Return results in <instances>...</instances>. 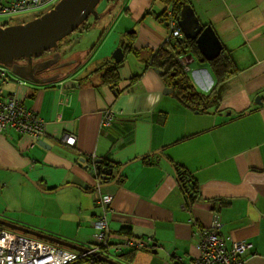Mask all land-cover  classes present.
Masks as SVG:
<instances>
[{"label":"crops","instance_id":"0c3cea01","mask_svg":"<svg viewBox=\"0 0 264 264\" xmlns=\"http://www.w3.org/2000/svg\"><path fill=\"white\" fill-rule=\"evenodd\" d=\"M188 1L237 67L217 86L218 109L194 113L180 106L172 92H163L166 86L160 74L147 64L166 40L164 22L155 19L156 8L161 13L168 5L125 0L119 11L131 19L127 26L135 28L138 41L127 46H133L136 54L124 52L119 93L89 69L94 61L99 66L111 58L108 51L116 41L89 53L86 64L74 60L77 54L68 46L65 52L58 47L54 52L61 68L69 69L47 82L28 81L14 73L3 83L0 80L4 95H14L44 123L38 140L15 132L0 134V178L5 182L0 190L1 218L87 248L92 223L100 213L94 202L97 181L89 164L108 158L123 165L113 167L109 185L100 187L101 193L113 197L106 214L110 240L122 241L121 231H128L134 239L151 241L149 248L136 251L132 262L113 261L179 264L180 258L186 264L198 255L192 234L208 228L217 217L220 234L252 243L245 264H264V0ZM36 17L34 13L30 20ZM124 25L118 22V29ZM126 54L135 60L126 59ZM191 64H196L191 66V82L197 91L209 92L210 68L195 60ZM68 70L72 73L67 76ZM133 76L138 78L131 80ZM107 109L121 114L103 127ZM66 133L75 137L73 146L60 141ZM40 140L48 148L36 143ZM153 155H159L156 162H143V157ZM175 165L197 184L199 198L191 205L181 191ZM2 167L25 171L42 190L60 189L39 192L20 173ZM30 187L47 197L48 209L18 208L22 193ZM31 215H36V223L30 221ZM190 219L199 224L191 225Z\"/></svg>","mask_w":264,"mask_h":264},{"label":"built area","instance_id":"2783aa9c","mask_svg":"<svg viewBox=\"0 0 264 264\" xmlns=\"http://www.w3.org/2000/svg\"><path fill=\"white\" fill-rule=\"evenodd\" d=\"M57 2L58 0H9L6 5L0 4V14L13 16L22 11H42L51 9ZM167 20L171 28L170 35L181 37L176 30L177 21L174 19L172 6L167 11ZM179 61L183 69L188 72L189 64L192 62L191 57H183ZM8 77L9 69L0 66L1 82L3 83ZM120 114L119 111L105 110L102 126H109ZM43 128L42 119L33 110L26 109L14 95H4L0 88V134L15 132L38 140ZM60 141L73 146L75 137L66 133ZM112 198L110 194L101 193L99 187L95 191L94 202L100 213L92 223L94 232L89 246L84 248V251L63 249L0 229V264H97L96 254L109 258L110 255H118L124 251L149 248L151 242L149 238L144 240L130 237L117 242L110 240L111 233L107 226L106 214ZM189 223L199 224L194 219H190ZM218 228V220L214 217L210 227L195 230L192 237L197 240L198 255L186 264H245V256L253 248L252 243L249 240L234 241L229 236L221 235ZM177 262L182 264L180 259Z\"/></svg>","mask_w":264,"mask_h":264},{"label":"water","instance_id":"95a60500","mask_svg":"<svg viewBox=\"0 0 264 264\" xmlns=\"http://www.w3.org/2000/svg\"><path fill=\"white\" fill-rule=\"evenodd\" d=\"M99 2L100 0H60L50 10L28 22L0 26V64L8 67L12 73L22 79L33 82H44V80L36 78L37 66L33 65V60L42 58L45 53L56 50L59 41L75 31L89 18V16L98 17L96 6ZM178 26L185 39L195 41L201 55L199 63L211 62L220 55L222 45L214 30L210 25L203 26L200 23L189 3L182 5L178 17ZM123 57L122 49L118 48L113 53L112 59L115 63H120ZM21 61L25 62V64H17V62ZM156 72L160 73L161 71L156 70ZM163 92L171 93L172 89L165 87ZM256 101L260 103L259 98H256ZM36 143L39 146L46 147V143L41 140ZM100 161V159H97L96 163H100ZM82 162L81 160L80 163ZM86 168H88V166L84 167V169ZM92 168H94V166L90 167L93 174ZM4 169L20 173L39 192L49 194L60 189L42 190L34 180L29 178V175L25 171L11 168ZM111 169L112 168H110L107 173L108 177L112 176ZM121 171L122 168L119 169L112 183L118 179ZM107 185H109V183L102 186L105 187ZM66 186H62V188ZM102 186H98L99 190ZM71 187L75 186L71 185ZM98 187L95 188V191ZM0 226L49 242L57 247L68 248L77 252L85 250L81 246H77L71 242L2 219H0ZM156 252L157 251L154 249V253ZM121 254H118L119 258H121ZM95 257L100 264H120L101 255L96 254Z\"/></svg>","mask_w":264,"mask_h":264},{"label":"trees","instance_id":"16d2710c","mask_svg":"<svg viewBox=\"0 0 264 264\" xmlns=\"http://www.w3.org/2000/svg\"><path fill=\"white\" fill-rule=\"evenodd\" d=\"M8 1L9 0H0V4L6 5L8 4L6 3ZM159 1L166 5H171L174 9L175 12L174 15L176 17L180 14L182 5L189 3L188 0H159ZM4 16L11 17V15H4ZM155 19L157 21H165V10H163L161 13L156 14ZM3 25L7 26L10 24L6 21L1 24V26ZM85 25L86 22L82 23L76 30L88 29L87 27H85ZM127 49L130 52H133L135 54L137 53L136 49H134L132 46L127 47L126 50ZM186 55H191V57L195 61H199L201 59V55L198 51L195 41L187 40L184 37L180 39H174L172 42L165 43L156 52V54L152 56L151 60L147 64L148 65L147 68H152L161 71L160 77L163 84L166 87L172 89V95L174 96L175 100L179 103V105L182 106L183 108L190 110L194 113H205L211 109L217 110L220 105V98L217 93V86H219L221 83H223L226 79H228L230 76L235 74L237 71V67L234 64L229 52L222 46L220 55L213 61L207 62L208 63L207 66L210 68L212 75L215 77L214 84L211 90L207 93L197 91V89L191 82L190 75H188V72L186 71L184 72L183 68L178 65L177 58L178 57L183 58ZM120 67H121L120 63H110L108 61H104L101 67L98 70H96V72L99 73L98 76L100 82L103 85H107L108 87L114 89L118 93L120 92V90L118 89L119 88L118 85L120 81V77H119ZM11 73L12 72L9 70V75ZM91 74H93V72ZM84 77L87 78L88 76L85 75ZM136 78L138 77L133 76L131 80H135ZM25 108L28 109L27 107ZM185 139H187V137L182 138L180 141H183ZM180 141H177L176 143ZM158 156L156 155H153V157L146 156L143 157L142 160L144 163L150 164L156 162ZM90 164H89L90 167L94 166V168H92L94 174L93 177L95 178L97 183L101 186L106 183L108 184V182L113 178V175L111 177L107 176V173L110 170V168L123 166V165L113 164L108 158L102 159L100 163H96L95 161L93 163L90 162ZM174 169H175V173H177V180L179 182L181 191L186 199L187 204L191 205L194 202H197L199 198V192H198L197 184L194 181V179L191 178L186 171L177 167V165H175ZM120 236L124 239H128L131 237L128 231H121ZM234 241H239V240H234ZM136 253L137 252L135 250H130L127 253L121 254L120 257L125 259L126 261L132 262ZM96 263L100 264L97 260Z\"/></svg>","mask_w":264,"mask_h":264},{"label":"rangeland","instance_id":"374dc122","mask_svg":"<svg viewBox=\"0 0 264 264\" xmlns=\"http://www.w3.org/2000/svg\"><path fill=\"white\" fill-rule=\"evenodd\" d=\"M58 1H60V0H58ZM124 1L125 0H123V1L100 0L98 5L96 6V12H97L98 17L90 16L88 18V20L86 21V25H85V27H87L88 29H86V30H75L71 34L66 36L64 39L59 41V51L62 50L63 52H65L66 51L65 49L68 46V48L72 49L74 51V53L77 54V56H75L74 60H79V61L83 62V64H86L89 62V59H90L88 57L89 53H91L92 51L95 52V50H97V49H98L97 52H99V50L102 48V46L106 42H107V45H111L114 41H116V43H118V44H116L117 46L112 47V49L110 51H108V53H109L108 55H110L111 58H113V53L118 48H121V49L123 48V51L125 52L126 47L130 43L133 44V43H136L138 41V36L134 35L135 36L134 37L132 34V32L135 30V28L132 29V28H128V26H127L128 24H130L129 22L131 19H129L128 16H125L124 11H122V10L119 11L120 5ZM48 10H50V9H44L38 13H36L35 11H27V12L22 11V12H18L16 14H13V16H11V17L4 16L5 14H0V24L3 22H6V21L10 25L20 24L23 22L25 23V22L30 21V19H31L30 17L33 18L34 13H35V15L40 16L41 14H44ZM159 11H160V9L156 8V13H160ZM154 12H155V10H154ZM120 16H124V19L120 20ZM118 22H120L121 24H125L123 26L125 30L124 29L123 30L118 29V26H117ZM119 36H121V37H119ZM103 38H105L107 41L106 40L103 41ZM48 54L49 53H46V55H48ZM46 55L43 57V59L46 57ZM186 56L189 57L191 55H186ZM125 57H126V59L131 58L132 60H135L132 57V55H129V54H126ZM111 58L107 61L110 63H115L114 60ZM207 64H208L207 62L199 63V65H202V66H207ZM101 65L97 66V62L94 61V63L90 66L89 69L90 70H92V69L97 70L101 67ZM192 65H196V64H191V63L189 64L188 75L192 71V69H191ZM62 69H65V72H66V70L69 68H62ZM62 69L60 70V72H62ZM148 69L153 70V72L156 74H160V73L156 72V69H152V68H148ZM62 73H64V72H62ZM71 73H72V71L68 70V72L65 75L68 76ZM206 75L208 76L210 81L213 82V84H214L215 80L213 79L211 71L206 72ZM119 84H120V81H119ZM87 170H88V168H87ZM4 184H5V182H3V180L0 178V190L2 188V185H4ZM26 186H28V185H26ZM45 198H47V197L42 196L33 187H30L29 189H26L22 193L21 202L19 203L18 208H23L26 211H29L31 208H33L31 206L35 205V206H37L36 209L41 208L42 210L45 211L46 209H48L47 208L48 203H46ZM35 217H36V215H31L30 221H32L33 223H36ZM0 219L5 220L1 217H0ZM5 221H7V220H5ZM10 223L16 224L14 222H10ZM16 225L23 226L20 224H16ZM210 225H211V223H210ZM210 225H209V227H210ZM28 228H30V227H28ZM0 229L7 231V232L16 233L18 235H22V236L29 238V239L37 240L34 237L27 236V235H24L22 233L13 231V230L6 228L4 226H0ZM31 229L38 231V230L33 229V228H31ZM38 232H41V231H38ZM41 233H43V232H41ZM49 244L52 246H55L51 243H49ZM63 249H68V248H63ZM124 253H126V251H124L123 254ZM110 257H111V259H113L115 261H120L119 260L120 258L118 257V255H110Z\"/></svg>","mask_w":264,"mask_h":264},{"label":"flooded vegetation","instance_id":"af4514ba","mask_svg":"<svg viewBox=\"0 0 264 264\" xmlns=\"http://www.w3.org/2000/svg\"><path fill=\"white\" fill-rule=\"evenodd\" d=\"M171 5H168V6H166V8H165V21H163L164 22V24H167L168 26H169V24H168V20H167V11L169 10V7H170ZM172 11H173V16H174V19L177 21L178 20V17H179V15L176 17L175 15H174V9H173V7H172ZM164 18V17H163ZM170 31H171V28H170V26H169V29L168 30H166V40H165V43H169V42H172L174 39H180V38H182V37H184L183 35H181V37H172L171 35H170ZM133 47V46H132ZM127 48V47H126ZM135 49V48H134ZM122 52H123V55H124V51H123V48H122ZM57 55V53H55L54 51L52 52V53H50L49 54V56H46L44 59H43V57L42 58H39V59H34L33 60V65H36L37 67H36V75L37 76H39V77H43V78H56V77H59L60 75H62L63 73L62 72H60V70L62 69L60 66H61V63H60V56L58 57V56H56ZM59 55V54H58ZM181 57H178L177 58V63H178V65L180 66V67H182L181 66V64H180V61H179V59H180ZM186 60L187 61H189L190 62V60L189 59H187L186 58ZM121 63V62H120ZM61 68V69H60ZM183 68V67H182ZM184 70V69H183ZM184 72H185V70H184ZM79 80V79H78ZM77 83H79L78 81H77ZM79 85V84H78Z\"/></svg>","mask_w":264,"mask_h":264},{"label":"bare ground","instance_id":"6f19581e","mask_svg":"<svg viewBox=\"0 0 264 264\" xmlns=\"http://www.w3.org/2000/svg\"><path fill=\"white\" fill-rule=\"evenodd\" d=\"M89 17H90V16H89ZM87 20H88V19H87ZM85 22H86V21H85ZM165 27H166V30L169 29V26H168L167 24H165ZM176 30H178L179 33H180L181 35H183L181 29H180L179 26H178V20H177ZM133 33H134V31L132 32V34H133ZM133 36H134V35H133ZM52 52H53V51H52ZM52 52H49V54L52 53ZM49 54H48V55H49ZM45 55H46V53L44 54V56H45ZM48 55H46V56H48ZM44 56H43V57H44ZM21 62H22V61H21ZM21 62H17V64H19V63H21ZM0 66H4V65H1V64H0ZM4 67H6V66H4ZM6 68H8V67H6ZM36 78H38L39 80H44V82H47V81H48V80H47L48 78H43V77L41 78V77H39V76H37V75H36ZM44 82H38V83H44ZM66 145H68V144H66ZM68 146H70V145H68Z\"/></svg>","mask_w":264,"mask_h":264},{"label":"clouds","instance_id":"9594fccd","mask_svg":"<svg viewBox=\"0 0 264 264\" xmlns=\"http://www.w3.org/2000/svg\"><path fill=\"white\" fill-rule=\"evenodd\" d=\"M184 57H187V56H184ZM189 57H191V56H189ZM191 59H192V62H193L194 59H193L192 57H191ZM192 62H191V63H192ZM36 239H37V238H36ZM37 240H38V239H37ZM43 242H44V241H43ZM48 244H49V243H48ZM56 247H57V246H56ZM60 248H63V247H60ZM139 251H140V250H139Z\"/></svg>","mask_w":264,"mask_h":264}]
</instances>
